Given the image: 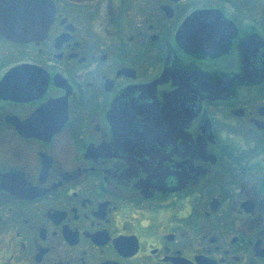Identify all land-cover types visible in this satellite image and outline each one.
Returning <instances> with one entry per match:
<instances>
[{"label": "flooded vegetation", "instance_id": "1", "mask_svg": "<svg viewBox=\"0 0 264 264\" xmlns=\"http://www.w3.org/2000/svg\"><path fill=\"white\" fill-rule=\"evenodd\" d=\"M13 1L0 264H264V0Z\"/></svg>", "mask_w": 264, "mask_h": 264}, {"label": "water", "instance_id": "2", "mask_svg": "<svg viewBox=\"0 0 264 264\" xmlns=\"http://www.w3.org/2000/svg\"><path fill=\"white\" fill-rule=\"evenodd\" d=\"M12 14L13 19L18 21H31L34 23L35 16L37 14L36 10L29 9L27 6H15L13 0H1L0 1V23L2 25L6 24L9 29L12 30ZM23 14H27L28 18H22ZM10 30V31H11Z\"/></svg>", "mask_w": 264, "mask_h": 264}]
</instances>
